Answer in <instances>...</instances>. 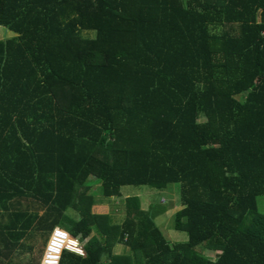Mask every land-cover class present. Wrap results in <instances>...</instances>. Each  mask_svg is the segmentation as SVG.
Instances as JSON below:
<instances>
[{"label": "trees", "instance_id": "1", "mask_svg": "<svg viewBox=\"0 0 264 264\" xmlns=\"http://www.w3.org/2000/svg\"><path fill=\"white\" fill-rule=\"evenodd\" d=\"M0 25V264L56 225L84 252L59 264H264V0H0ZM89 177L178 183L186 240L162 193L93 212Z\"/></svg>", "mask_w": 264, "mask_h": 264}, {"label": "rangeland", "instance_id": "2", "mask_svg": "<svg viewBox=\"0 0 264 264\" xmlns=\"http://www.w3.org/2000/svg\"><path fill=\"white\" fill-rule=\"evenodd\" d=\"M13 31L5 28L0 27V38L6 35H12ZM92 36L91 33H87ZM94 35V33H93ZM87 184L91 185L88 188V194L93 195L92 202H90V208L93 212L98 213L99 215L107 214L109 217L112 218V221L114 224L120 226L121 222L123 221L124 215H125V209H124V199L125 197L129 195H138L140 196V204L141 206L146 209L149 206V203H151L154 197V194L162 193V197L159 200V203L165 205L168 203L167 211L163 214H160L156 217L155 221L156 224L161 228L162 232L166 235L169 242H177V241H185L186 240V234L184 231H177L175 230L171 225L173 223V220L171 219L172 214L179 209L181 206V203L179 201V189L180 186L178 183H174L171 185V189L164 190L163 192L157 191L155 189H151L148 186H133V185H127L123 186L120 191H118V194L110 195V196H104L101 193L100 190V183H93V178L89 177L87 180ZM172 202V205L170 206L169 203ZM260 208L264 210V200L261 201L260 204H258ZM69 214L77 216V213L75 210H69ZM95 231V230H94ZM96 232V231H95ZM94 232V233H95ZM47 236L45 237V239ZM44 239V241H46ZM43 244V245H42ZM38 242L36 246L33 248V251L31 252V255L33 256H39L40 254V248L45 245V242ZM41 250V253H42ZM129 250L128 246L125 245L122 242H116L112 246V253L114 254H124ZM26 251V250H24ZM77 251L82 253L83 255V249ZM206 254L212 255L214 252L211 251H205ZM28 252H25V255H27ZM40 257V256H39ZM16 259V258H13ZM15 263V262H14ZM6 264V263H5Z\"/></svg>", "mask_w": 264, "mask_h": 264}, {"label": "built area", "instance_id": "3", "mask_svg": "<svg viewBox=\"0 0 264 264\" xmlns=\"http://www.w3.org/2000/svg\"><path fill=\"white\" fill-rule=\"evenodd\" d=\"M261 36L264 39V29L261 31ZM69 240L71 242H68ZM65 249L76 253H79L77 249L81 250L76 238L69 236L65 230L55 226L50 233L39 264H59L60 253ZM79 254L82 253L80 252Z\"/></svg>", "mask_w": 264, "mask_h": 264}, {"label": "clouds", "instance_id": "4", "mask_svg": "<svg viewBox=\"0 0 264 264\" xmlns=\"http://www.w3.org/2000/svg\"><path fill=\"white\" fill-rule=\"evenodd\" d=\"M0 27H2V26L0 25ZM56 226H58V225H56ZM54 227H55V226H54ZM54 227H53V228H54ZM58 227H60V226H58ZM60 228H61V227H60ZM62 229H63V228H62ZM63 230H65V229H63ZM51 231H52V230H51ZM51 231H50V233H51ZM65 231H66V230H65ZM66 232H67V231H66ZM50 233H49V235H48V237H47V239H46V241H45V245H44V247H43V250H42V253H41V257H42L43 251H44V249H45L46 243H47L48 240H49ZM69 236H70V235H69ZM73 238H75V237H73ZM76 239H77V238H76ZM77 240H78V239H77ZM78 244H79L80 248L82 249L79 240H78ZM65 250H67V249H65ZM67 251H70V252L76 253V252L71 251V250H67ZM76 254H78V255H82V254H79V253H76ZM41 257H40V259H41ZM40 259H39V263H40ZM39 263H38V264H39Z\"/></svg>", "mask_w": 264, "mask_h": 264}, {"label": "bare ground", "instance_id": "5", "mask_svg": "<svg viewBox=\"0 0 264 264\" xmlns=\"http://www.w3.org/2000/svg\"><path fill=\"white\" fill-rule=\"evenodd\" d=\"M68 242H71V240H69ZM68 242H67V243H68Z\"/></svg>", "mask_w": 264, "mask_h": 264}, {"label": "crops", "instance_id": "6", "mask_svg": "<svg viewBox=\"0 0 264 264\" xmlns=\"http://www.w3.org/2000/svg\"><path fill=\"white\" fill-rule=\"evenodd\" d=\"M40 257H41V253H40Z\"/></svg>", "mask_w": 264, "mask_h": 264}]
</instances>
